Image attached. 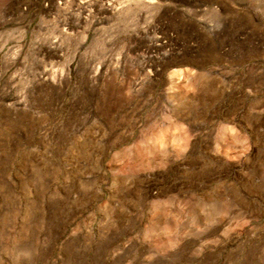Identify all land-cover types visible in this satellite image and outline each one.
Listing matches in <instances>:
<instances>
[{
    "label": "rangeland",
    "instance_id": "1",
    "mask_svg": "<svg viewBox=\"0 0 264 264\" xmlns=\"http://www.w3.org/2000/svg\"><path fill=\"white\" fill-rule=\"evenodd\" d=\"M0 264H264V0H0Z\"/></svg>",
    "mask_w": 264,
    "mask_h": 264
}]
</instances>
